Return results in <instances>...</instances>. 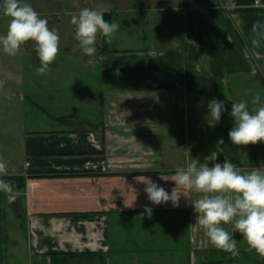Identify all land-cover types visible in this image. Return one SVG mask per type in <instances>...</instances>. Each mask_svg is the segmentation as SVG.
Wrapping results in <instances>:
<instances>
[{"label":"crops","instance_id":"0c3cea01","mask_svg":"<svg viewBox=\"0 0 264 264\" xmlns=\"http://www.w3.org/2000/svg\"><path fill=\"white\" fill-rule=\"evenodd\" d=\"M118 4L133 13L123 23H146L153 40L99 49L98 118L73 114L65 128L26 133L24 171L6 175L21 178L10 181L19 192L12 205L26 223L12 238L0 214V264H264L238 232L235 258L211 246L187 198L181 196L179 207L154 205L136 179L149 177L171 194L175 170L191 160L173 157L189 133L192 159L205 162L201 149L209 143L216 159L210 166L226 158L244 173L264 169V142L233 145L228 138L232 102L251 107L257 93L264 100V42L251 43L252 24L264 22V0ZM212 99L225 111L209 127L204 118ZM220 138L224 144H217Z\"/></svg>","mask_w":264,"mask_h":264},{"label":"clouds","instance_id":"9594fccd","mask_svg":"<svg viewBox=\"0 0 264 264\" xmlns=\"http://www.w3.org/2000/svg\"><path fill=\"white\" fill-rule=\"evenodd\" d=\"M3 15L9 17L6 34L0 35V47L5 54L16 56L21 46L32 41L33 47L40 60L36 68L38 75L50 71V65L59 53L60 37L54 29H49L48 21L24 0H3L0 5ZM75 26L74 39L85 55L96 53L95 47L98 35L106 38L111 44L115 33L119 30V23L104 19L103 12L96 9L83 8L78 15L70 20ZM252 45L256 48L264 42V22L257 20L252 24ZM229 39V38H228ZM5 81L0 80V89ZM225 105L218 99L208 102L205 121L209 127H214L221 119ZM230 116L234 119V126L228 132V138L233 145H255L264 142V100L257 93L251 100V107L247 101L232 102ZM217 144H224L220 138ZM191 146L184 149L190 157ZM212 156L201 163L192 159L184 167H178L171 181L175 187L171 194L158 183L144 176L137 177L145 184L144 192L147 200L154 205L171 202L173 207H179L181 196L188 199L194 209L196 225L201 227L211 246L230 253L233 258L239 255L238 241L234 233H240L247 242L249 251L254 250L264 257V169L253 168L244 173L241 168L228 159L223 163H213ZM7 175L6 163L0 160V191L7 196L8 202H14L19 192L14 191L10 182L3 179ZM163 180H169L160 177ZM197 194L196 199L191 194ZM131 206V205H130ZM153 209L145 205L144 213L149 217ZM225 225H231L228 231Z\"/></svg>","mask_w":264,"mask_h":264},{"label":"rangeland","instance_id":"374dc122","mask_svg":"<svg viewBox=\"0 0 264 264\" xmlns=\"http://www.w3.org/2000/svg\"><path fill=\"white\" fill-rule=\"evenodd\" d=\"M24 2L29 3L41 18L48 21L49 29L57 32L60 37L59 53L50 65L51 70L38 75L36 68L40 66V60L33 47L34 42L29 41L22 45L16 56L5 54L0 47V80L5 81L4 87L0 89V160L6 163L7 175L24 171L25 154L22 146L26 133L65 128L67 125L62 122H71L73 114L77 116L76 118L84 114H90L94 119L100 116L99 106L103 87L99 79L100 70L95 68L99 60L97 59L99 49L109 47L113 50H123L140 47L150 43L154 35L146 23H140V26H135L134 23L127 26L123 23V20L132 17L133 13L123 11L118 0H24ZM2 4L3 0H0V5ZM83 8L100 10L103 15L111 13L112 21L120 25L111 44H107L103 36L98 35L95 44L97 51L92 56L85 55L79 47V42L74 39L75 26L70 22L71 17L78 15ZM105 18L107 19L104 15ZM9 19L0 10V35L6 34ZM133 35L142 38L132 37ZM193 138L195 135L189 133L188 143L184 149L186 146L187 148L191 146V149L194 147ZM203 146L202 156L209 157L212 152L210 144L203 143ZM184 149L174 156L171 155L172 151H168V155L182 162L194 158L196 151H190L189 157ZM166 153L167 151L164 155L168 157ZM13 189L16 190L15 187ZM21 207L25 208L24 198H21ZM0 214L3 216L2 222L8 228L12 227V230H8L13 234L12 238L14 234H19L20 224L25 226L26 219L17 216L12 203L8 202L6 194L2 191Z\"/></svg>","mask_w":264,"mask_h":264},{"label":"trees","instance_id":"16d2710c","mask_svg":"<svg viewBox=\"0 0 264 264\" xmlns=\"http://www.w3.org/2000/svg\"><path fill=\"white\" fill-rule=\"evenodd\" d=\"M104 15L107 17V19L105 18V20L111 22L112 21V14L111 13H104ZM105 40L106 38L103 37ZM3 179L5 180H9V181H17V182H20L21 181V178L18 177V176H3L2 177Z\"/></svg>","mask_w":264,"mask_h":264},{"label":"built area","instance_id":"2783aa9c","mask_svg":"<svg viewBox=\"0 0 264 264\" xmlns=\"http://www.w3.org/2000/svg\"><path fill=\"white\" fill-rule=\"evenodd\" d=\"M257 3L259 2V1H256Z\"/></svg>","mask_w":264,"mask_h":264}]
</instances>
